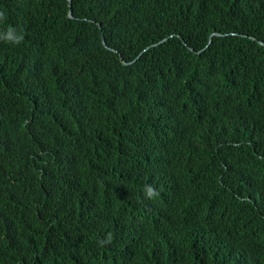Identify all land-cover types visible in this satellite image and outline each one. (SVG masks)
Listing matches in <instances>:
<instances>
[{"label":"trees","instance_id":"trees-1","mask_svg":"<svg viewBox=\"0 0 264 264\" xmlns=\"http://www.w3.org/2000/svg\"><path fill=\"white\" fill-rule=\"evenodd\" d=\"M0 11V264H264V0Z\"/></svg>","mask_w":264,"mask_h":264},{"label":"clouds","instance_id":"clouds-1","mask_svg":"<svg viewBox=\"0 0 264 264\" xmlns=\"http://www.w3.org/2000/svg\"><path fill=\"white\" fill-rule=\"evenodd\" d=\"M5 18H6L5 17V13L0 11V21L5 20ZM7 33H8V41L10 43L14 44V45H19L24 39L23 35L22 34H18L15 28L9 27L7 29ZM145 192L147 193V196L149 198H152V197L158 195V193L156 192L155 188L150 186V185L146 186ZM111 239H112L111 238V234H109V236H108V238L106 240H103V241L100 242L101 246H103L106 243H111Z\"/></svg>","mask_w":264,"mask_h":264},{"label":"water","instance_id":"water-1","mask_svg":"<svg viewBox=\"0 0 264 264\" xmlns=\"http://www.w3.org/2000/svg\"><path fill=\"white\" fill-rule=\"evenodd\" d=\"M68 1V3H69V12H68V16H69V18H73V13H72V0H67ZM100 27H101V25H100ZM214 36V34L213 35H211V38ZM166 40V39H165ZM165 40H163V42L165 41ZM210 42H211V39H210ZM209 42V43H210ZM104 44H105V42H104ZM263 44V43H262ZM126 65H128L126 62H124Z\"/></svg>","mask_w":264,"mask_h":264},{"label":"bare ground","instance_id":"bare-ground-1","mask_svg":"<svg viewBox=\"0 0 264 264\" xmlns=\"http://www.w3.org/2000/svg\"><path fill=\"white\" fill-rule=\"evenodd\" d=\"M125 148V147H124Z\"/></svg>","mask_w":264,"mask_h":264}]
</instances>
